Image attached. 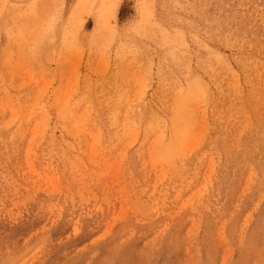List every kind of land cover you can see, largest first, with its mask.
<instances>
[{
  "label": "rangeland",
  "instance_id": "rangeland-1",
  "mask_svg": "<svg viewBox=\"0 0 264 264\" xmlns=\"http://www.w3.org/2000/svg\"><path fill=\"white\" fill-rule=\"evenodd\" d=\"M0 264H264V0H0Z\"/></svg>",
  "mask_w": 264,
  "mask_h": 264
},
{
  "label": "bare ground",
  "instance_id": "bare-ground-1",
  "mask_svg": "<svg viewBox=\"0 0 264 264\" xmlns=\"http://www.w3.org/2000/svg\"><path fill=\"white\" fill-rule=\"evenodd\" d=\"M242 14V13H241ZM247 19V18H246ZM248 35V34H247ZM244 39V38H243ZM221 41V40H220ZM210 56V55H209ZM175 119V118H174ZM182 125V124H181ZM133 138V137H132ZM16 147V146H15ZM153 179H155V178H153Z\"/></svg>",
  "mask_w": 264,
  "mask_h": 264
}]
</instances>
